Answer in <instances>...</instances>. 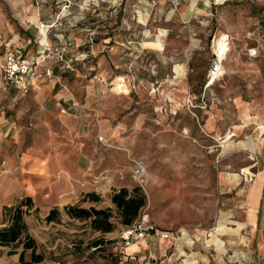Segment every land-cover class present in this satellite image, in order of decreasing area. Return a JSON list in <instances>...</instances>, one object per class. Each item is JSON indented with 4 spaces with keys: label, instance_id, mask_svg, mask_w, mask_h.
<instances>
[{
    "label": "rangeland",
    "instance_id": "rangeland-1",
    "mask_svg": "<svg viewBox=\"0 0 264 264\" xmlns=\"http://www.w3.org/2000/svg\"><path fill=\"white\" fill-rule=\"evenodd\" d=\"M0 13L27 25L21 36L34 40V54L45 43L51 53L68 47L62 61L42 62L52 69L41 81L43 102L53 100L52 84L99 93L98 110L82 104L92 111L94 138H86L51 111L38 113L33 94L0 83L3 114L26 117L25 145L41 154L55 137L64 148L92 152L108 177L122 170L125 187L145 197L135 220L146 217L155 227L127 244L121 237L133 223L114 218L113 229L100 232L63 208L48 221L50 210L33 204L22 215L21 239L0 245V264L18 262L27 237L43 257L33 264H264V186L258 211L249 209L254 182L264 177V0H0ZM218 40L220 73L209 80ZM99 51L118 55L107 77L91 60ZM167 57L184 59L187 70L167 72ZM102 88L123 93L107 99ZM132 156L145 161L143 188L131 176ZM118 188L101 184L91 191L100 201L77 203L114 208L110 195ZM23 198L0 206V228L3 207Z\"/></svg>",
    "mask_w": 264,
    "mask_h": 264
},
{
    "label": "crops",
    "instance_id": "crops-1",
    "mask_svg": "<svg viewBox=\"0 0 264 264\" xmlns=\"http://www.w3.org/2000/svg\"><path fill=\"white\" fill-rule=\"evenodd\" d=\"M20 15L23 19V14L20 13ZM25 30H27L25 23H21L17 19V22L12 24L0 13V36L9 40L11 46L19 50L22 57L29 59L33 56H39V50L34 54L30 49L34 40H28L21 36L26 33ZM106 40L103 39V41ZM149 44L154 45L151 42ZM153 45H149L150 48H153ZM85 47L87 50L88 43ZM117 56L114 52L99 51L91 60L93 63L96 62L98 74L107 77L112 74V70L117 66ZM171 60V57H167L165 64H167V72L175 73V77L187 70V62L184 59L176 62ZM42 82L33 85L27 92L37 97L36 109L38 113L51 111V115L60 120L65 127L68 129L75 128V133L73 132L75 135L94 138L93 124L90 118L92 111L84 109L82 104L86 108L91 106V110L97 109L95 102L99 93L92 89L79 91L71 88L67 91L52 84L48 85V90L52 91L53 100L45 103L41 100L45 95ZM0 83L2 88H14L6 86L1 76ZM14 89L21 93L16 88ZM115 90L108 92L102 88L101 93L102 95L109 94L107 99L114 95H122L123 91ZM61 108L65 110L64 113L60 111ZM25 119L26 117L17 113L13 118H7L6 114L2 112V107H0V206L22 197H30L35 207L38 204L43 209H61L65 205L77 203L85 193L94 190L91 183L92 176L99 173L109 176V170L102 166L104 163L101 164L97 161L98 159L92 152H87L81 146L70 145V147L64 148L58 144V139L56 140L55 137L48 150L44 149L41 154H33L30 150L31 147L24 143L25 134L21 120ZM68 132L73 134L69 130ZM21 143L23 144L22 147H20ZM73 147L77 150L76 152ZM112 172L116 173L114 170ZM116 176L113 174L112 177H109V184L117 188L125 187L122 183L124 178L120 179ZM101 184L102 186L109 185L104 182ZM263 186L264 177L259 175L257 184L254 182L252 189L250 188V211H258Z\"/></svg>",
    "mask_w": 264,
    "mask_h": 264
},
{
    "label": "trees",
    "instance_id": "trees-1",
    "mask_svg": "<svg viewBox=\"0 0 264 264\" xmlns=\"http://www.w3.org/2000/svg\"><path fill=\"white\" fill-rule=\"evenodd\" d=\"M85 200L98 202L101 198L94 192H87L80 201ZM110 202L114 208H95L93 206L86 208L75 203L65 205L63 210L70 217L89 220L90 226L94 230L109 232L114 227V218L118 219L119 223L123 225L132 224L145 204V197L139 188L129 190L126 187H120L113 190L110 195ZM32 207L33 203L30 197H24L16 205L3 207L2 213L7 224L0 228V245L18 242L21 239L26 230L22 215ZM113 210H115L116 216L112 214ZM57 213V208L50 209L46 219L48 221L52 220ZM97 245L98 243L94 242L93 246ZM22 246L19 260L13 264H33L42 260V255L35 252L36 243L34 239L27 237ZM26 251H29L28 258L25 257Z\"/></svg>",
    "mask_w": 264,
    "mask_h": 264
},
{
    "label": "built area",
    "instance_id": "built-area-1",
    "mask_svg": "<svg viewBox=\"0 0 264 264\" xmlns=\"http://www.w3.org/2000/svg\"><path fill=\"white\" fill-rule=\"evenodd\" d=\"M91 42V39H89ZM91 49L85 53V57H88L93 53L92 45ZM49 45L46 43L42 45V53L37 58L26 59L21 56L20 51L13 48L9 40L0 36V76L4 83L8 86L14 87L22 93H27L30 88L44 80L45 78L52 77V69L44 67L42 62L49 57H57L61 61L65 58V53L68 47L62 46L61 49L51 53ZM47 51V54L45 53ZM70 60V59H68ZM221 56L218 53L214 54V59L210 67L208 68V78L213 80L220 73L221 68ZM59 82V78L57 79ZM76 106H79L76 104ZM62 113L65 112L63 108L60 109ZM131 162V176L134 181L143 188L144 175L146 165L143 157L132 156L128 157ZM117 175L120 179L123 178L124 174L122 170H117ZM109 177L104 173L96 174L92 176L91 183L94 187H98L102 182L109 184ZM155 227L148 223V219L143 217L140 220H135L133 224L124 231L122 240L130 244L136 240H146L149 233H153ZM163 239L169 237L167 232H157Z\"/></svg>",
    "mask_w": 264,
    "mask_h": 264
},
{
    "label": "bare ground",
    "instance_id": "bare-ground-1",
    "mask_svg": "<svg viewBox=\"0 0 264 264\" xmlns=\"http://www.w3.org/2000/svg\"><path fill=\"white\" fill-rule=\"evenodd\" d=\"M217 42H218V48L220 49L218 54H219V55H223L224 52H223V50H222V47H224V46H223V44H222L221 42H219V40H218ZM221 57H222V56H221Z\"/></svg>",
    "mask_w": 264,
    "mask_h": 264
}]
</instances>
